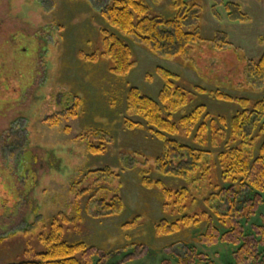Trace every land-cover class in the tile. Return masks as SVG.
Instances as JSON below:
<instances>
[{
    "label": "rangeland",
    "instance_id": "rangeland-1",
    "mask_svg": "<svg viewBox=\"0 0 264 264\" xmlns=\"http://www.w3.org/2000/svg\"><path fill=\"white\" fill-rule=\"evenodd\" d=\"M44 1L52 2L51 11L34 9L33 0H0V238H5L0 264L37 260L44 251L40 235L46 237L61 214L69 219L62 226L63 241L105 252L107 264H235L233 255L242 242H200L209 221L220 234L228 230L218 221L226 208L221 190L236 186L221 180L219 168L228 129L216 124L225 135L222 143L208 135L202 144L182 130L168 137L201 153L196 167L188 166V175L163 174L157 161L164 144L144 120L127 113L125 96L134 87L157 100L162 81L155 69L161 67L176 75L174 85L188 97L171 115L175 124L199 105L215 121L230 119L240 108L216 99V91L251 102L264 98V81L250 78L251 67L264 55V0H191L195 18L184 30L201 41L177 60L157 56L109 28L98 11L110 0ZM143 1L151 15H173L171 0ZM228 3L239 6L244 22L228 19ZM102 29L130 47L133 68L127 76L112 75L110 61L102 57L96 63L79 57L80 52L100 55ZM74 97L81 100L77 118L57 127L42 122L70 108ZM90 134L94 145L104 143L101 154L87 152L82 138ZM95 170L104 172L86 176ZM156 183L172 194L186 190L184 206L166 201ZM232 191L243 237L261 244L257 257L264 264V243L255 236V229L264 227V196L258 202L249 188ZM115 197L122 210L108 215L100 202ZM183 214L199 223L156 235L160 220L173 222Z\"/></svg>",
    "mask_w": 264,
    "mask_h": 264
},
{
    "label": "trees",
    "instance_id": "trees-1",
    "mask_svg": "<svg viewBox=\"0 0 264 264\" xmlns=\"http://www.w3.org/2000/svg\"><path fill=\"white\" fill-rule=\"evenodd\" d=\"M190 2L191 0H171L170 6L173 15L166 19L151 15L143 0H110L100 8L98 14L109 28L123 36L133 38L149 52L169 60H177L188 57L189 53L195 49V45L201 41L197 33L184 30L187 20L195 18L193 11L196 9V5ZM46 3V1L40 0L39 11L41 13L52 10V2ZM225 11L229 20L245 21L244 14L241 13L237 4H226ZM100 33L103 41V50L100 55H86L80 52L79 57L91 63L98 62L102 57L110 61L109 72L112 75L127 76L133 68L130 47L118 35L109 32V30L102 29ZM155 73L162 81V88L157 95V100L141 94L137 88L130 87L125 96V109L127 113L134 114L144 120L145 125L149 127L154 136L163 142L165 152L157 161L159 172L182 177V175L189 174V170H187L189 165L193 169L196 167L197 160H200V151L195 153V149L168 137L175 136L179 130H182L185 135H193L194 140L202 144L206 142L208 135L218 136L219 143H222L221 140L225 138V135L219 127H216V124H223L228 129L229 138L218 158L221 180L236 185L221 190L226 208L223 214L218 215V221L228 230L220 234L209 221L208 229L201 235L200 242L207 246L215 244L217 240L231 243L234 246L242 242L239 250L233 255L235 264H260L257 250L261 244H257L258 242L252 238L243 237L239 225L240 213L233 201L235 193L232 190L239 191L242 188H249L255 192L258 202L261 196H264V98L251 102L244 98H231L216 91L213 93L216 99L239 106L240 109L230 119L225 120L219 117L215 121L207 113L206 107L199 105L175 124L171 121V115L187 104L188 97L184 90L174 85L176 75L161 67L156 68ZM250 78L264 81V55L251 67ZM80 107L81 100L74 97L70 108L61 113H55L51 117H46L42 122L51 127H57L62 120L77 118ZM163 111L168 115L164 116ZM126 123L129 126H137V124ZM65 132L67 133L68 130L65 129ZM90 137L91 134L82 138V140H86L87 152L93 155L101 154L104 143L99 142L98 145H94L89 140ZM101 172L104 171H91L86 176L99 175ZM76 185L77 183L72 181L71 189H75ZM156 185L161 189L166 201L174 202L176 207L184 206L183 202L187 198L186 190L172 194L162 184L156 183ZM100 204L102 211H108V215L119 214L122 210L120 199L117 197L111 200H102ZM0 208L2 209V207ZM59 222L61 224H58ZM68 222L69 219L61 214L60 217H55L49 225L46 237H43V234L40 235L44 251L37 255V260L9 264H95L94 258L99 259L96 264H107L108 256L105 252L100 254L96 248L88 247L84 243L63 241L62 226ZM198 223L199 218L183 214L173 222L160 220L155 227V233L156 235L175 234L179 233L182 228ZM127 227H130V224ZM255 231V236L262 238L259 243H264V227L256 228ZM27 232L28 230L23 231L24 234ZM4 239L0 238V242ZM133 252L135 253V250Z\"/></svg>",
    "mask_w": 264,
    "mask_h": 264
},
{
    "label": "flooded vegetation",
    "instance_id": "flooded-vegetation-1",
    "mask_svg": "<svg viewBox=\"0 0 264 264\" xmlns=\"http://www.w3.org/2000/svg\"><path fill=\"white\" fill-rule=\"evenodd\" d=\"M33 3H34V5H35V8H34V9H36V8L39 9L40 0H33Z\"/></svg>",
    "mask_w": 264,
    "mask_h": 264
}]
</instances>
